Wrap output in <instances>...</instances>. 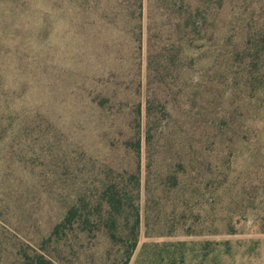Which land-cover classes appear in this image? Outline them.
I'll return each mask as SVG.
<instances>
[{
    "label": "rangeland",
    "instance_id": "374dc122",
    "mask_svg": "<svg viewBox=\"0 0 264 264\" xmlns=\"http://www.w3.org/2000/svg\"><path fill=\"white\" fill-rule=\"evenodd\" d=\"M124 179L130 264H264V0H0V264H123Z\"/></svg>",
    "mask_w": 264,
    "mask_h": 264
},
{
    "label": "trees",
    "instance_id": "16d2710c",
    "mask_svg": "<svg viewBox=\"0 0 264 264\" xmlns=\"http://www.w3.org/2000/svg\"><path fill=\"white\" fill-rule=\"evenodd\" d=\"M140 150V147H138ZM134 184V185H133ZM135 186L136 196L131 195L130 186ZM141 183L139 179L113 180L103 191V209L100 222L104 225L109 236L124 245L125 261L130 264L135 251L139 245L142 216L139 208ZM101 212V211H100ZM76 212L72 211L67 223H72ZM127 234L124 238L122 235ZM144 255L151 258L144 263L147 264H184L186 251L185 243H145L137 256L135 264H140ZM25 264H53V259L46 255L31 259L26 257Z\"/></svg>",
    "mask_w": 264,
    "mask_h": 264
}]
</instances>
